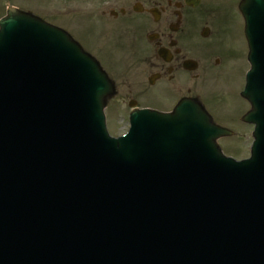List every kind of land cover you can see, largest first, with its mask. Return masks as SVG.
<instances>
[{"label": "water", "instance_id": "1", "mask_svg": "<svg viewBox=\"0 0 264 264\" xmlns=\"http://www.w3.org/2000/svg\"><path fill=\"white\" fill-rule=\"evenodd\" d=\"M28 18L32 19L8 10L0 22V38L13 23ZM56 31L59 39L44 41L68 54L67 67L76 69L77 76L67 79L91 90L78 105H93L96 100L99 105V99L102 105L106 92L96 96L98 82L90 86L74 49L63 42L75 43ZM258 42L250 37L252 69L242 93L253 108L244 120L256 125L250 163L227 177L230 163L215 162L200 150L207 143L216 148L215 138L230 132L214 126L194 101L189 100L191 116L173 124L180 129L140 128L126 139L124 148L112 153L103 149V140L86 116L63 111L67 92H60V106L45 103L46 90L32 83L28 71L0 67V264H180L181 257L183 264H254L264 257L258 246V238L264 236V199L253 202L264 191V49L263 53L260 46L256 49ZM5 55L24 58L12 42L1 43L0 57ZM53 57L37 58L42 71L51 62L60 67L63 57L57 50ZM91 64L95 67L94 61ZM64 80L50 82L49 93L60 90ZM189 127L192 161L175 152L185 142L181 132L187 133ZM210 182L218 184L207 187ZM206 188L220 191L224 199H213ZM242 198L251 205L238 208ZM224 201L220 208L217 204ZM206 215L220 221V235L212 230L213 240L203 238L187 254L181 246L189 236L178 250L172 240L181 233L180 218L196 232ZM239 237L243 243L233 244ZM170 250L178 256L173 258ZM229 254L234 260H228Z\"/></svg>", "mask_w": 264, "mask_h": 264}, {"label": "flooded vegetation", "instance_id": "2", "mask_svg": "<svg viewBox=\"0 0 264 264\" xmlns=\"http://www.w3.org/2000/svg\"><path fill=\"white\" fill-rule=\"evenodd\" d=\"M103 17L116 21L117 40L128 39V73L149 67L148 95L158 85L182 94L220 80V41L240 37L241 0H110ZM123 49V48H122ZM143 55L134 60L136 53ZM133 53V54H132ZM187 86L182 85L183 80ZM123 86H131L129 78ZM188 95V94H187ZM182 96V95H181Z\"/></svg>", "mask_w": 264, "mask_h": 264}, {"label": "rangeland", "instance_id": "3", "mask_svg": "<svg viewBox=\"0 0 264 264\" xmlns=\"http://www.w3.org/2000/svg\"><path fill=\"white\" fill-rule=\"evenodd\" d=\"M101 1L102 0H0V17L5 14L6 6L9 5L20 11L31 13L52 25L63 28L72 36L78 35L79 37H84L89 43V46H91H85L86 49L103 61L102 66L107 71L114 89L116 88L114 95L106 99V104L110 113L112 116H115V114L120 111L122 113L126 111V108H128L127 101L129 99L130 101L141 100L142 94L145 92H140L139 88H142L144 75L150 69L142 65L141 69L137 70V73L134 75L133 80L135 85L130 83L131 86H123V81L126 79L125 75H123L124 70L117 69L116 66L109 62V58L111 59L115 56H119L121 43L117 41L114 33L112 34V38L108 41L107 39H99L96 37L97 33L93 31V28H98L97 24L107 28L117 25L116 21L102 20L98 17L100 16L99 11L102 9L100 5ZM93 22L99 23L88 24ZM126 40L128 39H123L121 41L124 42ZM96 42L103 47V54L102 48H100ZM221 47L225 49V52L222 54V67L224 66L221 75L222 82L219 80L209 85L204 83L200 86L199 92L191 90L188 94H199V99L203 100L205 108L213 116V119L216 120L219 125L221 124V126L223 125L233 132L232 136L220 139L218 144L224 155L239 159L249 155L246 147L251 140L252 130L250 126L243 125L239 121L242 111H246L248 107L245 100H241L239 96L244 76L248 69L246 61L247 50L243 40L238 38H236V40L232 39L221 42ZM134 53H136L134 60L140 59L143 55L141 52ZM186 84L187 81L185 79L182 85L187 86ZM210 85H212V87L207 88V86ZM219 86L220 92L222 91L221 95L220 92L216 90ZM202 88L204 89L202 90ZM185 90V88L182 89V94L185 93ZM178 99L179 97H177L176 94L168 92L165 85H158L153 87L148 95L142 98V101L152 107L155 106L156 108H160L161 106H169L170 108ZM118 127V129L117 127L112 128V130H115L112 131L113 134L123 130L120 119Z\"/></svg>", "mask_w": 264, "mask_h": 264}, {"label": "bare ground", "instance_id": "4", "mask_svg": "<svg viewBox=\"0 0 264 264\" xmlns=\"http://www.w3.org/2000/svg\"><path fill=\"white\" fill-rule=\"evenodd\" d=\"M181 118L179 117V116H176L175 117V120H180ZM259 239L261 240V241H264V236H261V237H259ZM172 257H175L176 256V254H175V252H172L171 254H170ZM234 260V257H233V255H231V254H229L228 255V260Z\"/></svg>", "mask_w": 264, "mask_h": 264}]
</instances>
